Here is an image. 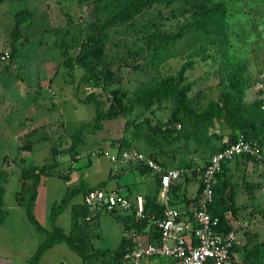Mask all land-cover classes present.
<instances>
[{
	"label": "rangeland",
	"instance_id": "rangeland-1",
	"mask_svg": "<svg viewBox=\"0 0 264 264\" xmlns=\"http://www.w3.org/2000/svg\"><path fill=\"white\" fill-rule=\"evenodd\" d=\"M185 1L159 0L146 6L140 0H117L116 8L103 12L113 0H0V173L19 176L31 167L51 168L48 176L40 178L44 184L37 188L35 209V219L46 229L43 208L58 204L65 189L77 185L80 178L91 188L102 183L106 192L118 185L132 194L136 190L154 194L150 178L144 189L137 183L140 176L132 164L113 163L103 156H115L117 145L153 154L167 169H179L176 200L183 206L193 203L198 185L195 169L205 164L231 131L220 118L199 131L180 125L172 134L163 133L172 100H159L146 108L133 104L128 109L129 99L162 78L172 77L179 86L188 87L187 105L195 112L230 93L235 74L245 88L241 102L249 106L258 101L255 86L264 69V0H211L216 10L205 19L194 16ZM127 7L132 17L106 29L101 50L81 48L94 35L97 20H109ZM23 9L30 14L13 41V17ZM5 53L8 59L1 60ZM183 65L187 69L178 80ZM113 91L121 93L127 112L102 122L101 129L94 131V109L109 112ZM82 125H86L82 143L72 148L71 135ZM261 147L260 159L241 158L226 175L232 201L227 200L224 217L235 233L239 258L264 239V133ZM14 183L8 182L5 203L11 202ZM73 198L58 221L65 233L72 229ZM90 233L92 250L97 251H113L123 236L117 220L104 212L92 222ZM37 235L42 240V234ZM38 264H81V260L61 242ZM92 264L113 263L105 255Z\"/></svg>",
	"mask_w": 264,
	"mask_h": 264
},
{
	"label": "trees",
	"instance_id": "trees-1",
	"mask_svg": "<svg viewBox=\"0 0 264 264\" xmlns=\"http://www.w3.org/2000/svg\"><path fill=\"white\" fill-rule=\"evenodd\" d=\"M8 2H15L19 0H7ZM144 2V5L151 6L154 3H158L159 0H140ZM188 9L196 17L205 19L211 13L216 10V4L211 0H186ZM117 6V0H113L109 8H105L103 12L109 9H114ZM132 11L125 8L119 14L112 16L109 20L100 22L97 20V26L94 31V35L89 37L82 45L81 48L87 51H97L101 50L106 43L105 31L115 23H126L132 17ZM27 9H23L14 14L13 17V41H15L18 36V26L24 21L26 17L29 16ZM13 54V48H11V56ZM187 65L180 67L178 71V80L184 71L187 69ZM264 70V69H263ZM230 93H224L219 96L217 102H209L207 107L199 112H195L187 105L186 93L188 91L187 86H179V83L175 81L172 77L162 78L156 85L152 86L150 89L139 94L135 99L128 100V109L133 105L137 104L142 107H149L153 103L159 100H172L173 110L167 120L165 129L163 133L172 134L177 131V127L183 126H193L197 131L201 130L202 127H211L214 120L222 118L226 123L228 129L231 131L227 140L223 145L219 146L212 153L220 151L225 146L231 144L235 141L238 134H242L246 140L255 141L261 146L262 135L264 133V115L260 110V102L257 101L251 105H245L241 102L244 85L242 79L238 74L231 77L229 82ZM111 94V105L110 111L101 114L98 108L94 109V124L92 129L98 131L101 129V123L104 121H111L117 118L119 115L127 112V107L121 103L122 95L118 91H113ZM90 96V95H89ZM89 102V97L86 98ZM86 125L80 126L76 129L75 133L71 135V147L75 148L82 143V134ZM158 127L155 131H158ZM116 153L120 154L122 151L136 150L132 148H120L119 145L116 146ZM137 151V150H136ZM139 152V151H138ZM211 154V155H212ZM210 155V156H211ZM148 158L156 162L163 169H167L153 154H147ZM209 156V157H210ZM208 157V158H209ZM241 158H247L255 161L253 157L246 155H240ZM76 159V157H74ZM235 158V157H234ZM233 158V159H234ZM232 159V160H233ZM208 160V159H207ZM231 161V160H230ZM229 162V161H228ZM222 165L220 173L216 176V181L212 185L213 192V202L210 205L208 212L211 219H216L218 223V230L223 233H228L232 231L229 225L225 221V213L227 211L226 202L232 201V188L229 185L228 178L226 177L227 171L225 165ZM205 164L199 168L201 170ZM133 169L140 175L149 174L150 171L137 164H132ZM51 170L50 167L42 165L40 167H31L27 173H22L19 175V190L15 195V202L24 213L26 221L34 228L37 233L43 235L44 240L35 248L33 254L28 260L27 264H38L42 254L50 249L53 245L63 242L77 257L81 260V264H92V262L98 256H108L111 258L113 264H126L123 256L127 252L133 249L134 243L133 238L136 236L146 235L149 243L156 241L157 235L154 228L149 225V216L155 215L156 217L161 216V207L157 203L158 195V178L157 176H152L155 190L152 196H144V217L142 219H135L130 214H125L123 217L117 215V213H107L114 217L122 228L123 236L121 237L117 247L113 251H97L92 250L91 239L92 235L90 233L92 221L99 215L96 213L91 217V221H85V218L89 216V212L86 206L81 204H72L70 213V221L72 223V229L67 234H64L62 230L55 226L54 221L56 217L62 213L66 205L71 201L73 197L82 196L84 197L88 192L102 189L103 184L100 183L97 186L90 188L85 183L80 180L79 183L73 187L66 188L64 194L60 198L58 204H53L49 210L48 221L50 224V230L44 229L36 221L33 216V207L36 198V189L40 183V178L48 176V172ZM197 181L199 174L194 172ZM6 174L0 173V226L3 224L6 217V212L3 209L2 198L4 194L3 184L6 180ZM65 176V175H64ZM63 181H67L65 177L58 176ZM199 185V181H198ZM247 188H252V186H247ZM228 192L226 197L225 193ZM169 193L172 196L174 202H176V187L171 186ZM198 193V188L196 189L195 197ZM193 198V201L195 199ZM187 207V206H184ZM231 213H234L233 205L230 206ZM233 252L238 253L239 247L233 246L231 249ZM241 259L244 264H261L264 259V239L261 243L255 244L249 249H246L242 253Z\"/></svg>",
	"mask_w": 264,
	"mask_h": 264
},
{
	"label": "built area",
	"instance_id": "built-area-1",
	"mask_svg": "<svg viewBox=\"0 0 264 264\" xmlns=\"http://www.w3.org/2000/svg\"><path fill=\"white\" fill-rule=\"evenodd\" d=\"M8 59L7 54L1 60ZM255 90L260 102V110L264 115V70L257 77ZM178 128V127H177ZM262 147L255 141H249L238 134L231 144L212 154L207 164L201 169H195L199 174L198 193L193 203L187 207L176 205L169 193L171 186L180 178L181 171L177 168L163 169L145 154L136 150L122 151L115 156L104 153L110 162L137 164L146 167L151 175L158 178V206L161 216H149V225L154 228L157 238L153 243L141 242V235L133 238V249L124 254L126 264H144L157 259L165 260L168 264H244L233 252V246L238 247L234 232L223 233L218 230L216 219H211L208 212L213 202L212 185L220 173L222 165L236 156L246 155L260 159ZM89 216L85 221L90 222L96 213H119L132 215L135 219L144 217L143 197L134 195L132 199L121 194L118 189L106 192L96 189L88 192L82 201Z\"/></svg>",
	"mask_w": 264,
	"mask_h": 264
},
{
	"label": "crops",
	"instance_id": "crops-1",
	"mask_svg": "<svg viewBox=\"0 0 264 264\" xmlns=\"http://www.w3.org/2000/svg\"><path fill=\"white\" fill-rule=\"evenodd\" d=\"M76 158H78V156ZM239 159L241 160V157L236 156L233 160L229 161L225 165L227 175H228V173L230 171L229 169L231 168L232 165L236 166L237 164H239V161H240ZM70 167H71V165H70ZM136 173H138V172L136 171ZM109 176L115 178L117 175L115 174V175L111 176V174L109 173ZM139 176L140 177H138L136 180H137V183L139 185H142L143 189L146 188L147 178H150L151 182L154 183L152 176L149 174L148 175L147 174H144V175L139 174ZM10 180H11V182H13V180L16 182V183H14L15 185L13 186L15 188V190L13 191L11 202L9 201L8 203H5L4 202V196L6 193V188H7L8 182H10ZM80 180H82V179L80 178ZM179 181H180V178L178 180H176V182H175L176 186L179 184ZM43 184H44L43 180H41L38 187L40 185H43ZM3 188H4V194H3V198H2V203H3V209L6 212V217L4 219L3 224L0 226V264H27L28 260L30 259L31 255L33 254L35 248L44 240V237L42 235V240L37 238V236H38L37 234H40V233H37L34 230V228L26 221L23 210L19 206H17V204L15 202V195L19 190V176H15V175H11L10 173H7L6 180L3 184ZM114 189H118L121 192L126 193V196L130 197V199H132L134 197V195H140L142 197L151 196V195H147V194H140L138 192V190H136V192H134L132 194L128 190V188H126V187L121 188L118 185H115ZM176 196H179L178 192H176ZM81 198H82V196L74 197L73 201L76 202L74 204H81ZM157 201H158V198H157ZM37 202H38V200H37V189H36V198H35L34 207H33L34 218H35V209L37 208L36 206L38 205ZM78 202H80V203H78ZM71 205H70V207H71ZM176 205L183 206L181 204L180 200H176ZM50 208H48V207L43 208V211H44L43 219H44V221L47 220L48 224H49L48 216H49ZM62 213L64 215L67 214V208H65L62 211ZM62 213H60L56 217L54 224L56 227L60 228L64 234H67L68 232L65 233L63 231V229L60 226H58L59 217L61 215H63ZM95 219H94V221H95ZM36 221H38L37 218H36ZM94 221H92V222H94ZM39 224L44 229H46L44 227V224H42L40 222H39ZM29 226H31L32 229ZM46 230H48V231L50 230V224H49V229H46ZM140 239L143 241L142 243H144V244L147 242V239L145 238V236H141ZM50 249H48V250H50ZM48 250H46L42 254L41 258L46 254V252ZM159 261H161V260L151 259V260L144 262V264H168V262L165 260H163L164 262H162V263Z\"/></svg>",
	"mask_w": 264,
	"mask_h": 264
}]
</instances>
